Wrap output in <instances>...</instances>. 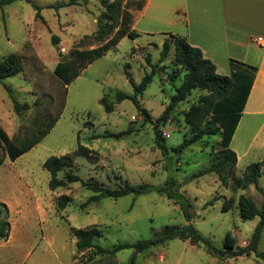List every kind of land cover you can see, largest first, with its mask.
Segmentation results:
<instances>
[{
    "label": "rangeland",
    "instance_id": "374dc122",
    "mask_svg": "<svg viewBox=\"0 0 264 264\" xmlns=\"http://www.w3.org/2000/svg\"><path fill=\"white\" fill-rule=\"evenodd\" d=\"M69 1H15L0 8V63L15 53L24 64L20 74L0 79V125L10 139L18 143L33 133L38 117L59 116L54 129L39 145L16 162L7 157L0 167V202L9 207L11 223L9 239L0 241V264H130L135 254L132 249L114 255H95L94 250L78 252L72 228L98 226L103 237L95 243L114 250L120 243H136L155 237L167 226L186 228L189 224L181 209L186 203L191 206V223L217 249H223L228 232H233L239 245L245 247L260 218L243 220L237 202L227 212L223 211V206L232 197L237 201L241 195H246L261 207L264 174L257 186L252 185L246 190L232 186V180L227 187L223 186L214 173L201 175L220 150L221 135L205 137L182 153L175 151L189 133L185 112L201 94H205L199 90L193 91L160 126L167 152L157 146V124L176 88L181 86L184 73L173 65L174 51L166 61L160 62L162 35L143 33L144 29L152 30V19L149 24L137 28L139 38H124L115 51L108 52L72 84L66 85L55 74L58 63L69 59L76 50L99 48L114 36L104 42L93 39L104 11L100 0L66 6ZM35 5L41 9H36ZM137 10L136 5L129 7L131 12ZM38 13L41 18H37ZM54 36L59 39L58 44L54 43ZM127 65L137 84L156 70L153 82L140 98L151 122H144V116L131 100L116 103L111 113L100 103L105 95L116 102L118 91L133 95V85L126 75ZM6 86L12 89L19 102L28 105L20 115L14 110ZM133 117L137 121L134 122ZM89 121L94 125L86 127ZM137 124L144 126L136 130ZM129 129L134 131L122 138L92 139L95 135ZM79 139L82 145L99 153L96 161L75 158L74 172L83 180L95 178L110 188L125 182L163 186L168 180H174L175 190L182 198L170 200L158 192H151L137 197L106 198L82 209V204L94 195L93 192L80 182L51 191V174L44 168L50 157L74 153ZM0 153L7 156L1 140ZM262 153L263 156L254 153L240 161L235 170L236 177H242L250 164L264 160ZM59 176L64 178L65 173L61 172ZM64 194L72 201L66 210L59 212L57 198ZM258 252L264 253V232ZM135 261L136 264H264L254 252L250 256L221 259L204 245L194 246L189 240L181 239L137 253Z\"/></svg>",
    "mask_w": 264,
    "mask_h": 264
},
{
    "label": "trees",
    "instance_id": "16d2710c",
    "mask_svg": "<svg viewBox=\"0 0 264 264\" xmlns=\"http://www.w3.org/2000/svg\"><path fill=\"white\" fill-rule=\"evenodd\" d=\"M15 1L31 3V0H0V8ZM81 3L87 4L88 0H70L66 6L80 5ZM100 3L104 11L98 20V29L93 35V39L97 42H104L111 35L114 34V36L99 48L86 51L76 50L69 59L58 63L55 68V74L66 85L72 84L81 76L85 69L106 56L108 52L115 51L124 38L129 37L136 40L140 37V33L132 29L133 15L129 11V7L136 5L137 9L141 10L145 3L144 0L132 2L127 0H100ZM35 8L38 10L41 9L37 5H35ZM37 18H41L39 13ZM117 28L119 29L115 32ZM86 37L89 38V36ZM53 41L55 44L59 43V39L56 36L53 37ZM172 51H174L173 65L184 73V77L181 86L176 88L170 104L167 106L157 124V130L155 132L157 146L164 152H167L162 133L159 130L160 126L171 118V115L179 105L185 102L192 95L193 91L199 90L205 92L185 112V123L189 127V133L175 151L182 153L185 149L203 141L205 137L221 135L220 150L213 158L210 167L206 171L201 172V175L214 173L218 176L221 184L226 187L229 185L230 180L233 182L232 186L237 189L246 190L252 185L257 186L260 177L264 174V160L250 164L245 169L243 176L237 178L235 170L238 164V156L232 150L231 143L242 118L258 68L232 60L231 75H220L217 72L216 65L211 60L205 58L200 48L192 46L187 37L176 34H170L169 38L164 41L160 62L163 63L166 61ZM129 68L130 66L127 65L126 75L133 85V95L118 91L115 94L116 102L110 101L109 96L105 95L100 103L104 106L106 112L111 113L115 110L116 103L131 100L137 106L141 115L144 116V122H151V116L148 110L142 106L140 98L153 82L156 70L153 69L151 74H147L143 81L137 84L129 72ZM23 70L24 64L22 59L15 53L10 54L0 63V79L20 74ZM6 89L13 101L15 112L20 115L26 111L28 105L19 102L9 86H6ZM58 121L59 116H50L48 118L38 117L34 123L35 129L33 133L18 143L11 140L0 125V140L5 144L7 151V156L0 153V167L4 165L7 157L11 162H16L19 158L34 149L51 133ZM93 125L90 121L85 124L86 127ZM141 126L143 127L144 124H141ZM133 131L134 129H129L121 133H107L101 136L95 135L92 139L100 137L122 138L131 134ZM76 157H86L87 159L96 161L99 153L96 150L82 145L79 139L78 148L74 153L60 157H50L44 163V168L51 174L49 183L51 191L66 188L69 185L80 182L83 187L93 192L94 195L82 204V209H86L90 204L99 203L106 198L119 199L129 195L137 197L151 192H158L170 200H179L182 198V195L178 194L175 190L176 182L174 180H168L163 186H153L148 183L132 185L129 182H125L117 188L106 187L95 178L83 180L74 172ZM61 172L65 173L64 178H60L59 175ZM261 192L264 195V191L261 190ZM71 201L72 198L69 195H60L57 198V210L59 212L66 210ZM175 202L179 205L178 201ZM236 202L243 220L260 218L249 243L245 247L239 245L238 238L233 232H228L223 249H217L212 241L202 237L191 223L193 215L191 214V206L189 203L181 206V209L185 211L184 214L189 224L186 228L167 226L162 233L155 237L140 240L136 243H120L114 247V250L104 249L95 243L96 240L103 237V231L98 226L85 229L72 228V236L77 240L76 249L78 252L94 250L95 255H114L123 250H135L130 264H136L137 253H143L152 247H157L175 239L189 240L194 246L204 245L212 255L221 259L225 257L236 258L250 256L254 252L264 261V253L258 252V247L264 232V202L260 207L250 197L241 195L237 201L234 197L227 200L223 206V211H230L236 205ZM9 214V207L5 203L0 202V241H7L9 239L11 232V223L8 220Z\"/></svg>",
    "mask_w": 264,
    "mask_h": 264
},
{
    "label": "crops",
    "instance_id": "0c3cea01",
    "mask_svg": "<svg viewBox=\"0 0 264 264\" xmlns=\"http://www.w3.org/2000/svg\"><path fill=\"white\" fill-rule=\"evenodd\" d=\"M131 13L133 30L140 33L137 28L152 19V30L143 33L162 35V44L170 34L187 37L220 75H231L232 60L258 68L231 148L238 156L237 166L254 153L263 156L264 0H146L141 11Z\"/></svg>",
    "mask_w": 264,
    "mask_h": 264
},
{
    "label": "built area",
    "instance_id": "2783aa9c",
    "mask_svg": "<svg viewBox=\"0 0 264 264\" xmlns=\"http://www.w3.org/2000/svg\"><path fill=\"white\" fill-rule=\"evenodd\" d=\"M255 41H256L257 43H262L263 39H262V38H257ZM132 120H133L134 122L137 121V119H136L135 117H133ZM165 136H167V134H165Z\"/></svg>",
    "mask_w": 264,
    "mask_h": 264
},
{
    "label": "water",
    "instance_id": "95a60500",
    "mask_svg": "<svg viewBox=\"0 0 264 264\" xmlns=\"http://www.w3.org/2000/svg\"><path fill=\"white\" fill-rule=\"evenodd\" d=\"M141 128H142L141 124H137V126H136V130H139V129H141Z\"/></svg>",
    "mask_w": 264,
    "mask_h": 264
}]
</instances>
